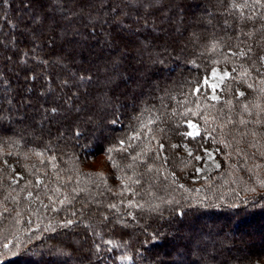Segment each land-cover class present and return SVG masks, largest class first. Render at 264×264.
<instances>
[{
	"label": "trees",
	"instance_id": "obj_1",
	"mask_svg": "<svg viewBox=\"0 0 264 264\" xmlns=\"http://www.w3.org/2000/svg\"><path fill=\"white\" fill-rule=\"evenodd\" d=\"M141 2L0 3L2 264L264 262V3Z\"/></svg>",
	"mask_w": 264,
	"mask_h": 264
},
{
	"label": "snow or ice",
	"instance_id": "obj_2",
	"mask_svg": "<svg viewBox=\"0 0 264 264\" xmlns=\"http://www.w3.org/2000/svg\"><path fill=\"white\" fill-rule=\"evenodd\" d=\"M6 2H7V0H0V3H5L6 4ZM152 2L155 3L156 0H152ZM256 3H258V4L259 3H264V0H256ZM105 5H107L109 11L111 13H114V15L111 16V18H110L109 21L99 20L98 23H99V25L101 27H103L104 23L111 22L112 20H116V17L117 16L123 15L124 12H125V7L128 8L130 11H135L137 13V15H140L142 8L145 7V4L142 3L141 0H126L124 7H121L120 0H79V3H78V6H79L80 11H84V9L91 8V7L103 8ZM137 5H139V7H137ZM247 6H248L247 5V0H245V3H244L243 6H238L235 3H233V5H232L233 8H236V7H247ZM0 18H2V17H0ZM249 19H251V17H249ZM95 27H96V25H93V28H95ZM108 36H110V34H108ZM108 36H105V40L106 41L108 40ZM249 52H251V48L250 47H249ZM233 55H236V53H233ZM239 55L242 56V57H244V56H247L248 53H246L244 51H241L239 53ZM260 59L261 60H264V56H262ZM235 71H236V69L233 68V72H235ZM247 75H248V72L247 71L240 73V76H247ZM211 76L213 78L218 77L221 82H223L226 78H228V79H236L235 77L232 76V73H230L228 71H224L223 74H221L220 71L218 69H215V68L212 69ZM204 83L205 84H208V80L205 79L204 80ZM210 87H211L213 93H215L216 89L218 87H220V85H218V84H211ZM248 87L251 88L252 85L249 84ZM221 90H223V89H221ZM196 91L199 92V89H196ZM238 95L241 96V97H243L245 95V93L244 92H239ZM211 98L213 100H219L220 99V97L219 96H216V95H213ZM245 108H247V105H245ZM51 111L55 112L56 109L53 108V109H51ZM145 111H147V110H145ZM142 115H143V113H142ZM137 121H139L141 123L142 127H147V125L143 123V120H142L141 117H137ZM113 123H115V121H113ZM189 126L191 128H193V129H196L197 128V125L191 124V122H189ZM77 135H78V133H77ZM184 135H186L188 137H193L194 135H200V133L198 131H196L195 133L194 132H186V133H184ZM139 138H140L139 137V134L137 133L136 135H133L129 139L130 140H136V139H139ZM154 138L155 137H153V139ZM118 143L120 145V149L119 150L125 151L126 149H124L123 146L126 143V141L125 140H120ZM131 146L132 145L129 144V147H131ZM163 147H164V145L163 144H160V149L161 150L163 149ZM172 147L175 148V147H177V145H172ZM108 151L111 152V151H113V149L110 148V149H108ZM156 155H157V158H159V153H157ZM139 156H140V154L138 153L137 156H133L132 159L133 160L138 159ZM109 158L111 159V157H109ZM195 159L200 160L202 158L200 156H196ZM216 167L219 168L220 165L217 163L216 164ZM149 170H151V167H149ZM196 171L197 172H200V171H202V169L197 168ZM174 175L175 174L173 173V176ZM262 186H264V182H262ZM180 187H183V185H180ZM249 191L255 192V188L249 189ZM29 195L31 196V193H29ZM262 199H264V197H262ZM131 206L132 205L130 203L129 204V207H131ZM109 207L115 209L116 208V204H110ZM5 211H7V209H5ZM0 215H2V213H0ZM71 223H72L71 220L67 221V224H71ZM106 243L107 244H111L112 241L111 240H108V241H106ZM95 248H96L97 258L100 259V260H103V257L100 255V252H99L100 245L98 243L95 245ZM3 249H5V251H0V264H2L3 258L5 256H7V255L10 254L9 251H7L9 249V245L8 244H4L3 245ZM108 251H111V249H108ZM11 254L12 255H15L14 252L11 253Z\"/></svg>",
	"mask_w": 264,
	"mask_h": 264
},
{
	"label": "rangeland",
	"instance_id": "obj_3",
	"mask_svg": "<svg viewBox=\"0 0 264 264\" xmlns=\"http://www.w3.org/2000/svg\"><path fill=\"white\" fill-rule=\"evenodd\" d=\"M213 69H214V68H213ZM215 69H218V70L220 71L221 74H223L224 71H227L226 68H221V67H215ZM211 71H212V70H211ZM211 71H210L209 78H208V84H209V86H210L211 84H218V85L221 86V84H222L223 82H221V81L219 80L218 77L213 78V77L211 76ZM217 89H219V87H218ZM217 89H216L215 93H213V91H212V93H211V97H212L213 95L218 96ZM189 122H191V124H195V125H197V124H196L195 122H193V121H189ZM189 122L187 123V125H188V132H194V133H195L196 131L199 132L198 126H197L196 129H193V128H191V127L189 126ZM200 157L202 158V162H201V164H200L197 168L202 169V171L197 172V174H196L197 177L205 176L206 174H208L209 172H211V171H213L214 169L217 168V167H216V164H217V163L219 164V162H218V160H217V158H216V155H215V151H214V149H211V148H207V149H205L204 153L201 154ZM254 237H255V235H254ZM257 238H258V236H256L255 239H257ZM261 245H262V244H261ZM261 245H259V246H256V245H255V249H260V248H261ZM250 247H251V245L246 244V247L243 248V251H245V250L247 251V249L250 248ZM246 251H245V252H246ZM257 264H264V262H258Z\"/></svg>",
	"mask_w": 264,
	"mask_h": 264
}]
</instances>
